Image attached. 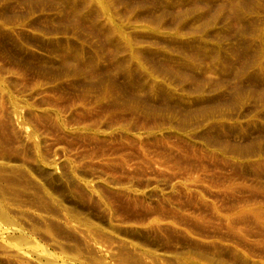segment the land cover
<instances>
[{
	"label": "rangeland",
	"instance_id": "374dc122",
	"mask_svg": "<svg viewBox=\"0 0 264 264\" xmlns=\"http://www.w3.org/2000/svg\"><path fill=\"white\" fill-rule=\"evenodd\" d=\"M0 264H264V0H0Z\"/></svg>",
	"mask_w": 264,
	"mask_h": 264
}]
</instances>
